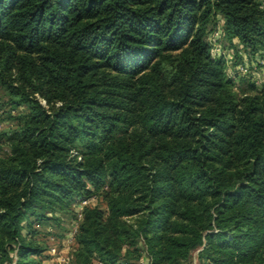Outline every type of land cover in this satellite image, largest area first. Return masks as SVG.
Here are the masks:
<instances>
[{
    "label": "trees",
    "instance_id": "obj_1",
    "mask_svg": "<svg viewBox=\"0 0 264 264\" xmlns=\"http://www.w3.org/2000/svg\"><path fill=\"white\" fill-rule=\"evenodd\" d=\"M219 31L264 59V0H0V264L73 221L69 264H264V85Z\"/></svg>",
    "mask_w": 264,
    "mask_h": 264
},
{
    "label": "rangeland",
    "instance_id": "obj_2",
    "mask_svg": "<svg viewBox=\"0 0 264 264\" xmlns=\"http://www.w3.org/2000/svg\"><path fill=\"white\" fill-rule=\"evenodd\" d=\"M216 33L207 34L206 40L211 43L212 54L215 58H221L225 62V72L228 79L234 83V91L241 94L247 90L249 84L252 83L256 90L260 89L264 85V59L258 55H249L243 51L241 45L236 40L233 44L222 45V38ZM8 97L3 90H0V133L7 131L9 128L15 127L16 121L13 118L22 114L24 110L18 108L16 110H10V106L7 103ZM7 152L5 145H1L0 156ZM100 203L99 199H94L90 202V205H97ZM73 221L70 225H75ZM77 229V227H76ZM76 230H73V233ZM194 251L191 254L190 260L186 264H199L197 259V253Z\"/></svg>",
    "mask_w": 264,
    "mask_h": 264
},
{
    "label": "built area",
    "instance_id": "obj_3",
    "mask_svg": "<svg viewBox=\"0 0 264 264\" xmlns=\"http://www.w3.org/2000/svg\"><path fill=\"white\" fill-rule=\"evenodd\" d=\"M216 35H218L219 39L221 38V32H217ZM90 202L89 201H78L77 204L75 205V213L77 215V219H81V213H82V210L85 206H87ZM76 223L74 225V230H76ZM75 233V232H74ZM73 240V234H72V237H71V241ZM49 253L50 255L52 256H56L57 257V260L59 261L60 264H69V259L68 258H64L62 257L61 255H59V253L57 252V250L55 248H51L49 250ZM137 264H149V259L146 255V253L144 252L142 254V258L140 259V261L137 263Z\"/></svg>",
    "mask_w": 264,
    "mask_h": 264
},
{
    "label": "crops",
    "instance_id": "obj_4",
    "mask_svg": "<svg viewBox=\"0 0 264 264\" xmlns=\"http://www.w3.org/2000/svg\"><path fill=\"white\" fill-rule=\"evenodd\" d=\"M71 227H72V232H69L65 238L63 237L60 240L59 248H56L57 246L56 244L53 245L54 248L59 253V255L68 259H70V254H71V243H72L71 237L74 230V225H71ZM47 230L51 231V227H47ZM43 264H60V263L57 260L56 256H52L50 255V253H48V258L43 261Z\"/></svg>",
    "mask_w": 264,
    "mask_h": 264
}]
</instances>
